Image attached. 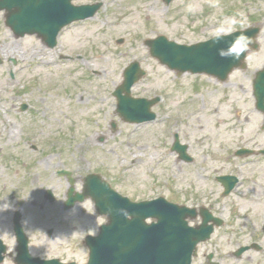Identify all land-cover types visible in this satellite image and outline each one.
I'll use <instances>...</instances> for the list:
<instances>
[{"label": "rangeland", "instance_id": "obj_1", "mask_svg": "<svg viewBox=\"0 0 264 264\" xmlns=\"http://www.w3.org/2000/svg\"><path fill=\"white\" fill-rule=\"evenodd\" d=\"M95 1L103 3L102 10L94 19L65 29L53 50L36 37L16 39L0 13V214H82L75 234L82 238L96 232L99 219L91 201L61 212L68 185L58 177L59 171L71 173L77 191L83 177L97 174L132 201L164 197L179 204L185 202L183 198L188 202L195 192L203 195L211 188V182L204 179L211 154L230 155L241 147L264 148V123L257 118L237 121L231 114L239 105L247 114L251 103L244 106L237 87L249 90L252 73L264 64V3L249 9L263 23L260 52L250 56L248 70L234 72L222 85L202 75L178 77L153 59L144 43L164 36L191 45L213 38L221 26L241 28L248 23L245 0H202L207 2L204 6L198 5L200 0L189 5L186 0H176L170 7L162 0L74 3ZM230 9L231 15L241 19L234 28L225 18ZM134 62L146 76L133 87L131 96L161 99L153 109L157 119L148 124H128L116 112L114 92L123 83L125 69ZM231 90L237 96L230 98L227 92ZM21 104L30 108L21 113ZM176 135L197 159L194 165L177 162V154L171 152ZM209 155L205 165L203 157ZM257 180L251 189L240 190V198L234 196L226 202L224 218L232 224L234 239L241 233L249 243L257 233L264 245V178ZM48 190L56 196L53 204L45 199ZM19 200L22 205L17 204ZM229 208L233 214H228ZM32 219L30 215L24 223L27 227L31 222L36 252L41 245L37 236L54 219L44 222L40 231ZM2 233L12 248V231L7 228ZM57 242L54 238L45 245L50 248ZM252 254L248 264H264V254ZM83 257L79 249L72 256Z\"/></svg>", "mask_w": 264, "mask_h": 264}, {"label": "water", "instance_id": "obj_2", "mask_svg": "<svg viewBox=\"0 0 264 264\" xmlns=\"http://www.w3.org/2000/svg\"><path fill=\"white\" fill-rule=\"evenodd\" d=\"M101 6L77 7L72 5V0L0 1V10L8 13L7 25L18 37L37 35L51 49L56 47L63 28L94 17ZM240 34L247 36L240 32L224 37L219 43L212 39L192 46L178 45L159 37L147 41L146 45L153 58L179 75L207 74L225 81L234 69L245 67L249 51L258 50L257 32H254L249 37L251 42L247 50L238 60L222 56L220 50L228 48ZM144 75L137 63L132 64L125 70L124 82L114 94L118 100V113L126 122L141 123L155 118L150 108L159 99L149 102L131 97L132 87ZM175 147L178 151L185 150L178 140ZM86 187L87 196L93 198L110 220L100 236L89 242L90 264H190L196 245L208 237L203 230L188 228L185 220L190 214H183L181 208L164 199L131 203L111 192L98 177H89ZM80 200H83L82 196ZM129 215L135 218L131 222L127 219ZM149 218L157 224L146 225L145 220Z\"/></svg>", "mask_w": 264, "mask_h": 264}, {"label": "flooded vegetation", "instance_id": "obj_3", "mask_svg": "<svg viewBox=\"0 0 264 264\" xmlns=\"http://www.w3.org/2000/svg\"><path fill=\"white\" fill-rule=\"evenodd\" d=\"M192 1L196 0H186L185 2L189 5ZM201 1L202 0L199 1L198 5L204 6L207 4L206 1L203 3ZM260 2L264 3V0L244 1L243 6L246 11V20L248 23L241 28H234L239 26L241 19L233 17L230 9L228 16L227 14L225 16V18L228 17L232 22L231 27L234 28L231 29L230 32L247 30L251 27H263V23L259 19L260 15L249 12L252 5L257 6ZM263 70L264 64L260 68H256L252 73L249 94H247L249 90L245 89L242 85L237 87L239 88L237 90L243 96L244 106L251 103L250 108L246 109L247 114H244L240 105L232 108L231 114L234 115L237 121L251 122L257 118L264 123V100L262 101V99H264V85L263 83H258L259 85L256 83L259 78V73ZM261 78L264 79V77ZM222 85H226V83H222ZM227 94L230 98L237 96L234 90L228 91ZM21 110L22 106H20V111ZM186 158L190 161H186ZM186 158L179 154L177 156V162L187 166L194 165L197 162V159L189 153ZM209 158L210 155L208 157H203L205 165H207L206 161ZM261 161L264 162V148L255 150L241 147L231 152L230 155L211 154V166L206 168L208 175L204 177L207 182H211V188L204 192L203 195L199 192H195L192 197L190 196V201L186 202V199L183 198V201L185 202L179 203L180 206L187 207L193 210L194 214H196V217L187 219L190 228L197 230H200V228L207 229L209 226H212L213 228L210 239L198 245L197 255L193 259L192 264H248L252 261V253H256L257 251L255 247L250 251L241 254L239 252L257 241V239L255 240V235H253V240L249 245L245 243L244 235L241 233H236V239L234 240L232 229L229 228L232 224L229 223V221H224L223 216L227 214L226 202L232 196L237 197L240 195V190L247 191L251 189L252 185H257V179L260 181L264 178V163L256 166L257 168L254 167L255 164H258ZM249 179H251L250 182H248ZM232 184H234V189L229 195H226L227 190H229ZM68 191L67 187L64 194L65 198L68 195ZM184 195H188L186 190H184ZM244 197L247 198L248 195L245 194ZM238 198L240 197L238 196ZM187 199H189V197H187ZM2 206L3 201L0 196V208ZM62 207L63 203L61 204L60 209H62ZM75 208L76 206L71 210H74ZM229 209L230 211L228 214H233V209ZM236 211L238 212V210ZM61 212L64 213L63 209ZM30 215L33 217L32 224L38 231H40V226L45 225L44 222H51L52 218L54 219V222L48 230L44 231L42 235L37 236V238L35 236L36 240H39L41 243L40 247L35 248L36 252L33 248V230L30 231L31 222H29V224L27 223V227L24 223ZM81 215L82 214H16V212L13 214H0V264H23L24 256L22 253V247L25 245V240L28 243L31 257L40 259L36 264H50V262L52 264H88L89 251L85 240L89 233L84 234L83 238L75 235L78 231V226L80 225L77 221L80 220ZM219 219L223 222H218ZM104 221L105 220L102 219L100 226ZM218 225L220 227H217ZM7 228L12 231V248H10L9 241L7 242L8 239L6 240L2 233V231L7 230ZM62 231L64 232L63 234ZM42 237H44V241L42 240ZM54 238L58 239L59 242L55 243L53 247L49 248L45 245ZM36 245L38 246L39 243L36 242ZM78 249L84 253L85 257L82 259L72 258ZM261 252L262 250L260 252L258 251V253Z\"/></svg>", "mask_w": 264, "mask_h": 264}, {"label": "clouds", "instance_id": "obj_4", "mask_svg": "<svg viewBox=\"0 0 264 264\" xmlns=\"http://www.w3.org/2000/svg\"><path fill=\"white\" fill-rule=\"evenodd\" d=\"M231 29H225L223 26L216 29L214 33V43H219L224 39V36L230 34ZM251 40L244 34H240L235 37L233 42L226 49H221L220 54L222 56H230L233 59L238 60L243 52H245L250 44Z\"/></svg>", "mask_w": 264, "mask_h": 264}, {"label": "bare ground", "instance_id": "obj_5", "mask_svg": "<svg viewBox=\"0 0 264 264\" xmlns=\"http://www.w3.org/2000/svg\"><path fill=\"white\" fill-rule=\"evenodd\" d=\"M144 149L146 150V149H149V148L147 147V148H144ZM153 151H154V150H153Z\"/></svg>", "mask_w": 264, "mask_h": 264}]
</instances>
